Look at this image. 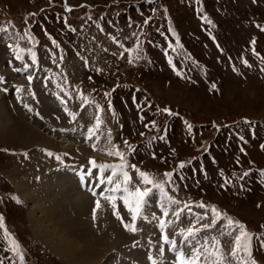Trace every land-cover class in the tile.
Wrapping results in <instances>:
<instances>
[{"label": "rangeland", "instance_id": "1", "mask_svg": "<svg viewBox=\"0 0 264 264\" xmlns=\"http://www.w3.org/2000/svg\"><path fill=\"white\" fill-rule=\"evenodd\" d=\"M2 5L8 10L12 16H18L24 14L25 12L32 9H44V8H63L62 6L70 7L71 14L77 16V8L82 9L85 13H101L104 11H113L118 8H122L123 3L129 0H0ZM171 2L175 0H170ZM209 7L213 9V0H206ZM231 9L232 15L228 18V23L223 24V39L225 42L236 47L237 42L243 41L246 30L240 27L237 16L243 15L244 10L247 9V4L241 3L240 5L235 3ZM261 7V6H260ZM262 9V7H261ZM264 13V8L262 9ZM177 15L181 24V27L185 30L191 28H196V21L192 17L191 13L185 9L183 6H178L176 8ZM236 16V18H234ZM264 36V35H262ZM264 40V37L262 38ZM264 42V41H263ZM199 50V46L195 45ZM2 49V45H0ZM213 61V60H211ZM123 62V61H121ZM122 63L119 62L117 66V71L119 72L120 78L123 73ZM135 69L134 67H131ZM218 72L221 67H216ZM130 68L126 69L129 70ZM130 69V71L132 70ZM142 72V73H141ZM141 73V76L139 75ZM112 74H115V72ZM110 74V76H113ZM139 75L145 91L153 95L161 105H169L177 110L185 111L187 114L186 122L178 123L177 119L167 121L164 118H160L157 121V127L153 128L151 126V120L148 116H145L143 120L138 116V112L133 116V124L138 130V140L147 139V134L149 131H159L169 128V137L171 143L176 147L178 153L181 156L186 157L188 161L192 157H206V151L209 150L208 154L211 158L218 160L219 162L231 161L233 155L228 153L230 150L241 147V144L236 136L237 131H245L251 125L256 126V130L259 133V126L257 125L256 119L263 118L264 116V83L257 81L255 78L250 80H244L239 82L235 79L234 75L231 73L229 75L224 74V80L220 82V94L215 93L210 94L205 90L204 87L190 88L183 86L176 79V81L169 77L167 74L159 73L155 70V75L152 73H144L143 71H138L136 73ZM124 78V77H123ZM122 78V79H123ZM171 79L168 85L164 84L166 79ZM169 79V80H170ZM103 86H110L112 83L111 78H102ZM249 81V82H247ZM171 88V89H170ZM169 91V92H168ZM174 92L177 96L173 95ZM170 93V94H169ZM185 93V94H184ZM183 95V96H182ZM185 95V96H184ZM171 96V97H170ZM180 98V100H179ZM192 118L200 122V130L204 133V138L200 143L199 148L194 149L191 146V141L193 134L188 129L187 120ZM153 120V119H152ZM260 124V123H259ZM264 124V123H261ZM147 125V127H146ZM230 129L233 131L227 132ZM143 133V135H141ZM198 137V136H197ZM24 136L13 138L7 134H0V146L9 145L15 147L21 146H36V145H46L51 146L50 143L58 141L57 137L49 136L47 133L44 135L46 144H31L23 140ZM66 138V137H63ZM253 138L257 139V136L251 135L248 141L253 142ZM56 139V140H55ZM49 142V144H47ZM52 147V146H51ZM252 155L255 157L257 162L264 165V153L257 148L252 149ZM34 157L37 161L44 159L42 154L35 153L36 149L32 150ZM153 161L152 164L155 165V159H150ZM158 166L168 164V160L160 154L158 157ZM48 161H46L47 163ZM19 165L16 163L15 158L10 159L6 153L0 151V184L5 187H11L12 184L8 181V178L14 180H19L21 177L17 176V171H19ZM16 168V169H15ZM32 169V168H31ZM33 170V169H32ZM11 174V175H10ZM7 175H10L9 177ZM192 179V178H191ZM7 184V185H6ZM252 196L248 201L244 200L241 203H234L230 198L227 197L225 193H218L217 191H211L208 196L216 200L221 201L227 205L230 209L235 211L239 216L245 218L250 227L258 228L259 226H264V196L258 197L257 194H251ZM40 199V197H39ZM257 199H261L259 206H255L254 202ZM43 200L41 199V202ZM44 203V201H43ZM36 204L30 202V205L26 208L24 207H14L12 209V204L8 203L6 209L8 210V215L10 216L13 223L17 224L19 232L22 236H26L30 233L35 234L31 226L28 227L27 223H32L30 213L35 209ZM2 206V205H1ZM34 206V207H33ZM39 213V212H38ZM115 222V221H114ZM116 223V222H115ZM185 223H187L185 221ZM117 224V223H116ZM21 228V229H20ZM35 232V233H34ZM125 233V232H124ZM38 235V233H36ZM126 235V233H125ZM128 240L131 239L130 235L127 236ZM130 237V238H129ZM127 238L123 243L128 241ZM121 242L119 244H121ZM230 242V243H229ZM232 242L227 239V246L232 247ZM116 246H120V245ZM39 254L43 264H75L71 260L63 261L60 259L59 254H53L52 257L45 255L40 252L39 247H34ZM109 253H107V257ZM59 258H58V257ZM60 259V260H59ZM230 259V258H229ZM104 262V261H103ZM81 264V263H79ZM231 264H236L235 261H231Z\"/></svg>", "mask_w": 264, "mask_h": 264}, {"label": "snow or ice", "instance_id": "2", "mask_svg": "<svg viewBox=\"0 0 264 264\" xmlns=\"http://www.w3.org/2000/svg\"><path fill=\"white\" fill-rule=\"evenodd\" d=\"M68 10L71 11V9ZM144 23L148 24L149 21L145 20ZM257 27H260V30L264 31V27H261L259 25H257ZM0 31H6V29L0 28ZM252 44L253 54L258 55V53L255 52L254 47L255 39L252 40ZM9 48H12V45H9ZM138 50L139 44H137L136 49H125V51L129 53L130 63L132 62L131 53ZM30 51L31 50H29V52ZM21 52H23V49H19L16 51V59H22ZM32 56L33 60H35L34 53L32 54ZM169 63L171 64V59L169 60ZM243 63L248 66L247 60H244ZM177 75H179V73H177ZM215 87V84H213L212 88L215 89ZM105 95L110 96L111 93H106ZM81 99L85 104L90 103V101H88L82 95ZM25 107H27V105H25ZM97 109L99 111H103V109L100 108L99 105H97ZM28 110L32 111L31 108H29ZM109 110H111V101H109ZM162 111L167 113L168 115H175V113H172L167 108L163 109ZM141 120H143V117H141ZM102 123L103 121L100 120L99 116H97L95 127L89 129V139H91V137L96 134V131L99 129ZM151 126L153 128L157 127L156 122L152 121ZM191 127L192 126L189 124V131H191ZM141 135H143V133H141ZM110 137L111 133L109 132V143L111 144ZM160 139H164V137L162 136L160 137ZM124 146L128 149L129 152L135 151L134 146L130 145L128 140L126 139L124 140ZM93 147L95 149V145H93ZM261 147L264 148V145H262ZM107 154L119 158L120 163L117 165L98 164L95 160H90L89 163L92 165L93 169L99 170V183L111 186L107 189V194L102 193V198L108 201L111 205L113 209V215H115L116 218L121 221V223H124V218L121 216L117 204L118 200L122 201L124 209L131 215L133 223L124 224V227L127 231L132 233L138 231L135 225V221L143 216L148 198L154 190L159 192L163 201L161 204L162 218L153 216V219H159V227L161 229H164L166 226V220L164 218H167L169 216V210L170 208H172V206H177L172 209V215L175 216L177 220L180 219L181 214L185 211V209H187L188 212L191 213L192 205L184 203L183 206L180 207L182 202L174 199L165 190V183L171 184L172 182L173 172H166L164 174V176L166 177L165 182H157L149 173L140 170L135 164H129L125 152L121 151L118 145L113 144L112 148L107 152ZM48 155L51 156L52 153L49 152ZM57 159H59V157H57ZM178 167L182 169L185 167V164L181 162ZM129 168L133 172H135L138 178L136 182L133 181V176L128 171ZM107 170H111L110 174L104 175ZM248 174V172H245L244 176H247ZM225 183H229V181L225 180ZM93 194L95 195V193ZM12 199H14L18 204L21 203V201L16 197H12ZM195 206L201 209H205L206 213L210 210L212 216L210 223L201 224L199 228L192 226L188 227L187 229L180 230L179 235L184 237L185 244L190 248V252L186 253L183 248L177 246V241L170 240L167 235L162 236L163 241L170 244L171 250L176 254V260L174 264H226V261L228 262V264H231V261H235L236 264H256V261L252 258L251 241L253 239V235L247 231L246 226L243 223L233 220L231 217H228L226 213H221L214 205L208 206L203 202H200ZM100 208V200H97L96 207L93 209L94 221L96 220V213ZM205 219H208L207 214L196 217L197 223ZM221 219H226V228L229 229V231L227 232L221 231V235L232 236L233 232L238 230V234H236L234 237V242L230 253L226 254L224 252L221 241L215 236L206 237L202 243L197 241L196 244H188L190 238L195 240L201 232L207 233L210 230L214 229ZM168 223L171 222L169 221ZM0 230H3L4 240L9 245V248L6 249V251L10 250L15 253L19 257L21 264H23L24 255L21 251V246L5 227L3 215H0ZM261 247H264V241L261 242ZM150 259L152 258L150 257ZM0 264H2V261H0ZM152 264H157V261L152 259Z\"/></svg>", "mask_w": 264, "mask_h": 264}, {"label": "bare ground", "instance_id": "3", "mask_svg": "<svg viewBox=\"0 0 264 264\" xmlns=\"http://www.w3.org/2000/svg\"><path fill=\"white\" fill-rule=\"evenodd\" d=\"M18 80L21 78L18 77ZM36 80L38 81L39 77ZM171 93L177 96L174 92ZM39 95L41 100L48 96L43 90ZM7 99L6 94L0 97V134H7L13 138L24 136L23 140L34 145L46 144L47 139H44L46 131L36 123V120L27 119L28 112L26 115L20 110L13 109ZM50 145L58 148L60 144L56 140ZM46 161L44 158L38 163L43 166L47 164ZM53 179L52 175L47 173H44L41 181L12 179L20 194L36 204L35 209L30 213L33 230L38 233L39 240L45 243L47 249L55 254L58 252L57 254L64 261L70 259L75 264H103L112 247H116L126 238L128 240L129 235L107 212L101 214L98 225L92 227L83 217L88 213L91 197L76 188L74 181L66 175H57L56 181ZM44 191L50 201L43 200L45 201L43 203L39 196Z\"/></svg>", "mask_w": 264, "mask_h": 264}]
</instances>
